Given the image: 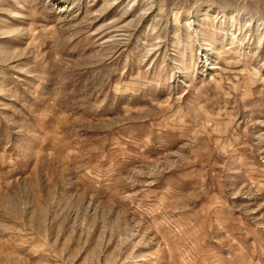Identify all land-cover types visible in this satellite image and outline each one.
<instances>
[{
  "label": "rangeland",
  "instance_id": "1",
  "mask_svg": "<svg viewBox=\"0 0 264 264\" xmlns=\"http://www.w3.org/2000/svg\"><path fill=\"white\" fill-rule=\"evenodd\" d=\"M0 264H264V0H0Z\"/></svg>",
  "mask_w": 264,
  "mask_h": 264
}]
</instances>
